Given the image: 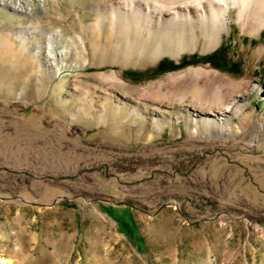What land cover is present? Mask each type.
<instances>
[{
	"label": "rangeland",
	"instance_id": "obj_1",
	"mask_svg": "<svg viewBox=\"0 0 264 264\" xmlns=\"http://www.w3.org/2000/svg\"><path fill=\"white\" fill-rule=\"evenodd\" d=\"M103 7L0 0V256L264 264V24L129 61Z\"/></svg>",
	"mask_w": 264,
	"mask_h": 264
},
{
	"label": "bare ground",
	"instance_id": "obj_2",
	"mask_svg": "<svg viewBox=\"0 0 264 264\" xmlns=\"http://www.w3.org/2000/svg\"><path fill=\"white\" fill-rule=\"evenodd\" d=\"M113 1L100 0L105 3L103 17L115 39V58L129 61L158 59L166 54L180 57L200 44L215 48L223 41V32H229L232 8L243 29L251 23L264 24V0H144L151 2L144 4L126 0L123 8ZM0 264L12 262L0 256Z\"/></svg>",
	"mask_w": 264,
	"mask_h": 264
},
{
	"label": "trees",
	"instance_id": "obj_3",
	"mask_svg": "<svg viewBox=\"0 0 264 264\" xmlns=\"http://www.w3.org/2000/svg\"><path fill=\"white\" fill-rule=\"evenodd\" d=\"M207 62L211 63L212 65H214L215 67H218V68H221V69H224L225 66L221 63V58L218 54V51L210 54L207 56ZM167 64L164 65H161V67H165L164 69H170L172 66H171V62L167 61L166 62Z\"/></svg>",
	"mask_w": 264,
	"mask_h": 264
}]
</instances>
